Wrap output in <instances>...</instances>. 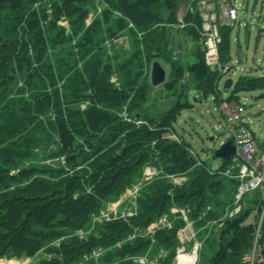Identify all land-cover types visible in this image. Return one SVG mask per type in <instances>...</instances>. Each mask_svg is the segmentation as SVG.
<instances>
[{
    "label": "rangeland",
    "instance_id": "374dc122",
    "mask_svg": "<svg viewBox=\"0 0 264 264\" xmlns=\"http://www.w3.org/2000/svg\"><path fill=\"white\" fill-rule=\"evenodd\" d=\"M62 1L24 0L25 8L22 12L11 14L4 10L0 18V31L15 27L12 31L17 33L15 37L18 40L11 49H0V117L14 118L17 115L20 127H23V132L4 136L7 137L5 142L0 139V146L27 148V131L39 126L35 132L30 130L38 140L32 144L35 147L30 145L31 156L24 161L23 166H53L63 169V172H72L56 149L54 135L49 127L52 118L55 114L62 113L79 121L85 109L96 103L101 108L110 109L107 99L116 91L124 90L133 94L140 86H148L146 104L139 105L129 113L128 101L118 111L119 117L125 122L136 125L147 120L160 121L179 102L178 97H181L180 102L187 100L192 106V109L178 114L171 125L156 129L164 141L186 148L180 159L190 163H178L180 159L172 155L164 166V158L155 150L156 143L148 142L127 151L125 157L128 158L132 154H143V151L151 154L139 168L136 174L138 177L119 193L105 198L86 227L77 232V237L86 241L90 235L97 234L103 223L137 217L141 212L139 201L147 198L160 180L170 187H180L194 178L203 166L210 175H219L214 178L215 182L222 176L218 171L222 161L215 159L214 153L228 139V134L224 130L225 122L218 109V100H227L237 81L264 75V0H176L174 14L169 13L163 2L158 10V28L159 33L165 34L167 40L158 51V62L166 71V79L158 87L150 85V68L154 59L148 58L145 51L147 34L141 33L131 22L128 13H131V8L121 11L117 8L118 0H75L73 7ZM226 5L236 7L239 18L228 26H221L222 8ZM30 20L34 22L32 26L28 23ZM31 28L37 33V41L33 43L34 46L29 42L30 45L24 51L23 41L20 39L21 31H29L25 42L33 33ZM194 34L197 35L196 38L201 35L197 45L201 52L205 43L212 38L222 69L216 73L211 72L215 76H211L204 83L185 74L178 88L168 92L165 84L175 79L170 64L177 62L181 67H186L196 62L195 54L191 56L192 53L186 47L190 42L194 43ZM227 39L229 52L226 53L227 58L221 60V52L225 55V50L221 49L225 48ZM44 62L51 65L50 77L40 74L43 71L40 67H43ZM43 69L46 70L44 67ZM227 79L233 82L232 88L228 90L223 88ZM197 88H204L211 95L207 98L201 97L200 102H194L198 97ZM183 93H186L188 99L182 98ZM262 94L261 91L238 92L234 94L235 98L228 100L246 107L245 115L250 122L249 126L260 139L264 138V96L260 97ZM41 95L49 96L53 103L45 115H37L36 104L34 105L35 100L42 98ZM33 118L35 120L30 125ZM75 144L80 148H87L88 152L92 142H87L80 133ZM123 147L122 144L119 148ZM179 165L182 166L180 170L176 167ZM175 167L179 172L172 173ZM16 172L18 170L12 171V174ZM225 179L227 181L223 179L222 184L234 192L229 186V179ZM93 181L85 186L87 192L92 189ZM234 196L222 198L228 202L224 216L217 219L212 216L210 219L207 230L211 232V238L218 233V228L240 214L242 209H237ZM261 199V194L257 193L254 206ZM247 202H251L249 194L243 198L242 204ZM213 222L216 225L214 229ZM254 222L251 212L241 226L252 225ZM197 227V220H191L184 210L171 206L168 212L148 227L134 228L116 243L96 247L78 261L68 264H179L180 255L191 256L195 254V249L196 260L192 264H205L203 258H200L203 237L201 239L198 236L200 227ZM173 230L177 246L170 251L165 247L164 232L172 233ZM66 240L69 239L52 242L31 256L8 254L0 262L49 264L60 260L62 263L63 256L57 255L53 249H60L61 243ZM123 246H127L125 252L122 251ZM115 252L123 254L113 257L112 253ZM205 254L210 255L209 250ZM243 258L245 261V256Z\"/></svg>",
    "mask_w": 264,
    "mask_h": 264
},
{
    "label": "trees",
    "instance_id": "16d2710c",
    "mask_svg": "<svg viewBox=\"0 0 264 264\" xmlns=\"http://www.w3.org/2000/svg\"><path fill=\"white\" fill-rule=\"evenodd\" d=\"M73 1L75 0H63L62 3L73 7ZM163 2L169 13L174 14L176 0H118L117 2V8L121 11L132 9L131 13L128 12L131 22L141 33L147 34L145 51L147 57L154 59L153 61L160 59L158 51L161 49L162 43L167 40L165 34L159 33L160 28H158L160 21L158 10L163 6ZM24 8V0H0V18L4 14V10L11 14H18ZM33 18L36 19L35 16ZM30 21L28 23L32 26L34 22ZM14 29L15 27L9 28L8 31H0V49H11L18 42L15 37L17 33L12 31ZM31 30L33 32L34 28ZM28 34L29 31H21L20 39L23 41L24 51L27 50V45H30L29 42H32L31 44L34 46L33 43L37 41V33L33 32L24 42ZM194 36L192 39L197 47L194 52L196 62L186 67H181L177 62L170 64L175 79L165 84V90L168 92L178 88L177 86L185 74L202 83L208 81L211 76H215L206 66L204 54L197 46L200 43L201 35L198 38H196V34ZM229 48V39H227L225 48L221 49V51L225 50V55L224 52H221V60L227 58L226 53L229 52ZM43 67H40L41 71L43 70L40 74L50 77L51 65L44 62ZM147 90L148 86L144 85L140 86L133 94L124 90L116 91L107 99L111 105L110 109L101 108L98 103L91 104L85 109L79 121L71 118L69 114L54 115L49 127L54 135L58 153L63 156L65 165L72 172H63V169L53 166H23L24 161L31 156L30 145L35 144L38 140L34 133H30V130L35 132L39 126L27 131L26 143H29L27 148L0 146V259L8 254L31 256L52 242L69 239L61 243L60 249H53L57 255L63 256L64 261L61 263L60 260H54L49 264L76 262L96 247H105L116 243L117 240L130 234L134 228L148 227L165 212H168L169 207L175 206L184 210L191 220L198 221L200 227H197L200 232L198 236L200 235L201 239L203 237L200 258H203L205 264H248L243 257L252 250L254 226L242 227L241 223L252 211L249 206L242 207L236 218H232L223 227L218 228V233L214 237L211 238L212 234L207 230L212 216H216L214 219H217L225 214L228 202L223 201L222 198L236 193L237 182L235 180L228 178L229 186L234 192L222 184V181L224 182L227 178L223 172L228 168L229 160H221L218 171L223 177L220 175L216 182L214 178L219 175H210L205 166L197 172L194 178L180 187H170L166 182L160 180L155 184L157 186L153 188V192L148 194L147 198L139 201L141 212L137 217L126 221L115 220L103 223L97 234L90 235L86 241L77 237V232L86 227L91 216L103 204L105 198L111 194L119 193L138 177L136 174L139 168L151 154L143 151V154L136 156L132 154V157L128 158L125 157L127 151L137 149L148 142L156 143L155 150L159 152L161 158H164V166L168 159L172 158V155L180 159L181 155L186 152V148L169 144L161 139V133L156 132V129L159 126L171 125L178 114L192 109L187 100L180 102L181 97H178L179 102L168 110L158 122L147 120L141 125H136L125 122L119 117L118 111L128 101L127 111L129 113L137 109L139 105L146 104L148 101ZM196 91L202 98L211 95L204 88H197ZM255 91L263 92L260 97L264 96V75L237 81L227 101L235 98V93ZM185 94H182V98H187ZM216 94L219 96V92ZM41 96L42 98L35 100L34 103L37 115H45L53 105L49 96ZM34 120L35 118L32 119L30 125ZM43 126L44 124L40 127ZM22 130L23 127H20L17 115L14 118L0 117V139L2 141L7 140V137L4 136L8 134L13 136L17 132H23ZM80 133L87 142H92L91 145L88 144L90 147L88 152H86L87 148H80L75 144ZM122 144L124 147L119 148ZM181 159L178 163H190ZM176 167H179L180 170L182 166ZM176 167L171 171L172 173L179 172ZM77 168L79 169L76 170ZM16 170L18 172L12 174V171ZM91 180H94V185L87 192L85 186ZM212 224L214 229L216 225L214 222ZM164 233H166L165 247L171 251L177 246L175 231ZM260 246L264 257V220L261 227ZM126 247H122L123 252ZM208 250L210 255L207 256L205 253ZM123 252H115L112 255L119 257Z\"/></svg>",
    "mask_w": 264,
    "mask_h": 264
},
{
    "label": "built area",
    "instance_id": "2783aa9c",
    "mask_svg": "<svg viewBox=\"0 0 264 264\" xmlns=\"http://www.w3.org/2000/svg\"><path fill=\"white\" fill-rule=\"evenodd\" d=\"M222 16L221 26H228L239 18L237 8L232 5L223 6ZM216 32L217 30H215V34ZM202 51L205 64L210 72L221 71L217 48L212 38L205 43V48ZM218 109L224 118V130L228 134L226 141L230 140L235 147V154L229 159V166L223 175L237 182L234 196L237 209L249 206L255 220L252 224L254 226L252 250L245 255V262L264 264L260 246L261 227L264 220V138H258L251 130L250 122L245 115L246 107L243 104L221 99ZM257 193L261 194L262 199L258 205L254 206ZM247 194L251 196V202L244 205L242 204L243 198Z\"/></svg>",
    "mask_w": 264,
    "mask_h": 264
},
{
    "label": "water",
    "instance_id": "95a60500",
    "mask_svg": "<svg viewBox=\"0 0 264 264\" xmlns=\"http://www.w3.org/2000/svg\"><path fill=\"white\" fill-rule=\"evenodd\" d=\"M166 79V71L161 66V64L158 61H154L151 64L150 68V85L152 87H158L165 83ZM233 86V82L229 79H227L224 84L223 88L228 90L231 89ZM201 97H197L194 99V102H200ZM210 141H213L212 138H210ZM235 154V147L231 144V141L228 140L225 143H223L214 153V158L218 160H229L232 156ZM196 253V252H195Z\"/></svg>",
    "mask_w": 264,
    "mask_h": 264
},
{
    "label": "bare ground",
    "instance_id": "6f19581e",
    "mask_svg": "<svg viewBox=\"0 0 264 264\" xmlns=\"http://www.w3.org/2000/svg\"><path fill=\"white\" fill-rule=\"evenodd\" d=\"M196 252V249L194 250V253ZM196 254V253H195ZM193 254L191 256H187V255H180L178 257V262L179 264H192L193 262H195L196 260V255ZM0 264H3L2 262H0Z\"/></svg>",
    "mask_w": 264,
    "mask_h": 264
},
{
    "label": "crops",
    "instance_id": "0c3cea01",
    "mask_svg": "<svg viewBox=\"0 0 264 264\" xmlns=\"http://www.w3.org/2000/svg\"><path fill=\"white\" fill-rule=\"evenodd\" d=\"M263 34H264V33H263ZM186 47L189 49V52L192 53L191 56H193V55H194V52H195V48H196V47L194 48V43H191V42H190L189 44H187ZM188 49H187V50H188Z\"/></svg>",
    "mask_w": 264,
    "mask_h": 264
},
{
    "label": "clouds",
    "instance_id": "9594fccd",
    "mask_svg": "<svg viewBox=\"0 0 264 264\" xmlns=\"http://www.w3.org/2000/svg\"><path fill=\"white\" fill-rule=\"evenodd\" d=\"M199 96V95H198ZM225 143V142H224Z\"/></svg>",
    "mask_w": 264,
    "mask_h": 264
}]
</instances>
